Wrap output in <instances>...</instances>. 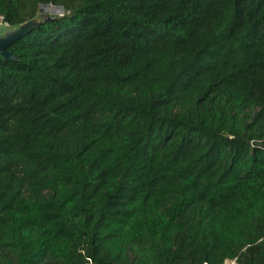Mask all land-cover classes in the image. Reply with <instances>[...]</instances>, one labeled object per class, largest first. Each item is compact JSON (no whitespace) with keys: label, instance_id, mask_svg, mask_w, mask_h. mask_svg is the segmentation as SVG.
Here are the masks:
<instances>
[{"label":"trees","instance_id":"trees-1","mask_svg":"<svg viewBox=\"0 0 264 264\" xmlns=\"http://www.w3.org/2000/svg\"><path fill=\"white\" fill-rule=\"evenodd\" d=\"M1 17L0 264H264V0Z\"/></svg>","mask_w":264,"mask_h":264},{"label":"water","instance_id":"water-1","mask_svg":"<svg viewBox=\"0 0 264 264\" xmlns=\"http://www.w3.org/2000/svg\"><path fill=\"white\" fill-rule=\"evenodd\" d=\"M63 12V9H59ZM40 26L38 21H30L23 24L16 30H10L4 34H0V55L7 59H15L13 53L10 51V47L17 41L25 38L31 34L36 28Z\"/></svg>","mask_w":264,"mask_h":264},{"label":"rangeland","instance_id":"rangeland-1","mask_svg":"<svg viewBox=\"0 0 264 264\" xmlns=\"http://www.w3.org/2000/svg\"><path fill=\"white\" fill-rule=\"evenodd\" d=\"M59 11L56 10V8H53V7H43L41 9V15L42 16H52V15H59ZM41 19V18H40ZM4 31L3 28L0 27V34H2ZM226 264H236V262L234 261H227Z\"/></svg>","mask_w":264,"mask_h":264},{"label":"built area","instance_id":"built-area-1","mask_svg":"<svg viewBox=\"0 0 264 264\" xmlns=\"http://www.w3.org/2000/svg\"><path fill=\"white\" fill-rule=\"evenodd\" d=\"M59 11V15H63V12H61L59 9H56ZM0 27L4 29L3 33L7 31H10V25L5 21V19L3 17L0 18Z\"/></svg>","mask_w":264,"mask_h":264}]
</instances>
